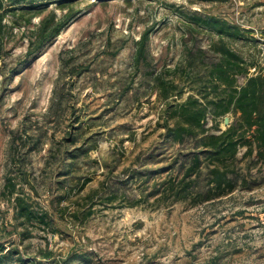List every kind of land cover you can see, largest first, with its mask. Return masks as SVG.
Returning a JSON list of instances; mask_svg holds the SVG:
<instances>
[{"label":"rangeland","instance_id":"1","mask_svg":"<svg viewBox=\"0 0 264 264\" xmlns=\"http://www.w3.org/2000/svg\"><path fill=\"white\" fill-rule=\"evenodd\" d=\"M34 12L7 44L15 70L0 74V264H264V184L200 204L150 197L167 172L129 182L114 202L102 188L142 168L137 157L143 162L176 122L172 104L204 101L207 68L187 54L190 29L208 50L220 34L206 20L227 22L239 33L226 48L264 67V0H68ZM53 12L74 16L23 64L28 39ZM157 76L180 87L161 97ZM232 121L225 116L221 128ZM23 130L30 138L13 149ZM70 131L72 150L98 147L65 175L66 148L58 150ZM20 202L47 224L27 219Z\"/></svg>","mask_w":264,"mask_h":264},{"label":"trees","instance_id":"2","mask_svg":"<svg viewBox=\"0 0 264 264\" xmlns=\"http://www.w3.org/2000/svg\"><path fill=\"white\" fill-rule=\"evenodd\" d=\"M43 1L46 2L39 5L37 0H0V74L15 70H8V59L12 52L7 44L14 33V27L20 28L24 23L31 22L24 15L35 14L36 8L46 6L49 1H55L58 6H62L68 0ZM73 16L72 13H66L58 18L53 12L44 17L39 23L35 40L28 39L27 58L23 64L29 62L56 38ZM212 19L215 22L211 23L207 19L206 24L214 25L210 27L215 28L220 39L210 49L207 50L198 43L194 29H190L185 38L188 56L200 61L207 68V81L201 82L199 86L204 101L190 96L182 105L172 104V117L176 122L166 127L162 134L163 141L145 156L143 162H139L137 157L142 168L124 169L130 170L127 180L117 179L111 187L102 185L103 190L111 195L107 197V201H116L120 188H126L129 182L165 172V179L154 185L149 193L150 197H156L158 201L200 204L216 200L238 189L253 190L264 184V67L255 62L246 64L237 53L227 49V39L239 32L231 25L226 28L227 22ZM147 38V34H144L137 43V61L142 62L145 57ZM187 41L195 43L189 44ZM252 66L255 67L254 72L250 71ZM154 79L160 96L164 98L171 96L170 93L180 87L176 84V79L169 81L162 76ZM242 79L245 81L241 82ZM230 114L233 115V121L222 129L221 119ZM23 131L20 135H13V149L18 140H22L23 134L30 138L27 130ZM77 142L76 134L70 131L63 143L59 144V152L63 146L66 148L61 157L66 168L65 175L71 174L77 159L88 156L91 150L98 147L96 143H89L72 150L71 147ZM34 149L37 146L32 148ZM168 159V164L163 167L143 168ZM115 168L114 166L110 170ZM148 178L144 183L149 181ZM19 207L21 214L30 221L38 219L39 223L47 224L43 215L39 216L21 202ZM8 251L10 250L7 253Z\"/></svg>","mask_w":264,"mask_h":264},{"label":"water","instance_id":"3","mask_svg":"<svg viewBox=\"0 0 264 264\" xmlns=\"http://www.w3.org/2000/svg\"><path fill=\"white\" fill-rule=\"evenodd\" d=\"M225 123H226V124H228V123H229V120H228V119H226V120H225Z\"/></svg>","mask_w":264,"mask_h":264}]
</instances>
